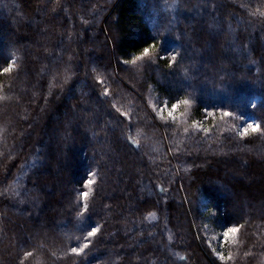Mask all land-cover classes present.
Returning <instances> with one entry per match:
<instances>
[{
	"label": "trees",
	"instance_id": "16d2710c",
	"mask_svg": "<svg viewBox=\"0 0 264 264\" xmlns=\"http://www.w3.org/2000/svg\"><path fill=\"white\" fill-rule=\"evenodd\" d=\"M262 169L264 0H0V264H264Z\"/></svg>",
	"mask_w": 264,
	"mask_h": 264
},
{
	"label": "rangeland",
	"instance_id": "374dc122",
	"mask_svg": "<svg viewBox=\"0 0 264 264\" xmlns=\"http://www.w3.org/2000/svg\"><path fill=\"white\" fill-rule=\"evenodd\" d=\"M36 1V0H35ZM39 3L38 2H36L35 3V5H38ZM10 6V8L11 9H13V10H15V13H16V16H20L21 14H20V11L19 10H17V8H16V6H14L13 4H9ZM209 5V4H208ZM211 6V5H210ZM52 10V9H51ZM46 13L47 12H45L44 14H43V16H45L46 15ZM42 15V14H41ZM241 27L238 25L237 26V29H240ZM251 30V29H250ZM70 33L68 32V35H69ZM92 35H94L95 33H91ZM79 35V34H78ZM71 36L73 37L74 35L71 33ZM9 38H10V40H12L13 39V36H8ZM38 46V45H37ZM37 46H34V45H24L23 46V48L24 49H27V50H36V48H37ZM99 48L100 47H98L97 45L96 46H94L93 48H87L88 49V51H93V52H95V53H98V51H99ZM64 49L65 48H63L62 49V51H64ZM7 51L8 50H5V49H3L1 52L2 53H7ZM62 55H63V52H61V53H59L58 54V56L56 55L55 57H51L52 59H51V62L52 63H55V62H57L58 61V59L60 58V57H62ZM59 57V58H58ZM41 75H43V73H41ZM40 79H38V78H36V85H34V87L35 88H37V83H38V81H39ZM73 104H75V102L72 100V99H70L69 100V106L71 107ZM92 111L93 112H96L97 111V109H96V107H93L92 108ZM101 111L103 112V113H105L106 112V108L105 107H103L102 106V109H101ZM43 114H41V116H42ZM105 116L103 117V120H104V124L101 126V129H104L105 127H112V128H115V126H117V127H119V123H118V121H116L115 119H113L112 117H109V115L108 114H104ZM126 116V115H125ZM123 120H128V118L127 119H125V118H123ZM125 124H126V122H125ZM49 136H53L54 138H56L58 141H62V137H61V134H51L50 133V135ZM60 148H61V146H60ZM263 170V178H264V169H262ZM138 172H137V174H136V179H139L140 178V176H141V174L143 173V171L141 170V169H139V170H137ZM232 171L233 170H231V171H229V172H231L232 173ZM236 173H232V174H230L231 176H233V178H238V179H240L241 181H242V183H244L245 185H252L253 184V182L255 183V181L257 182L258 180H259V178H257V179H255L254 177L252 178L251 176H247L245 173H244V171L243 170H240L239 171V173H238V175H235ZM218 178L220 179V181H225L227 178L226 177H222V175L220 174V176H218ZM223 184H224V182H223ZM249 187V186H248ZM149 190H148V188H147V186L145 187V185L144 186H141V187H139V193H141V194H145V195H147V194H149V192H148ZM232 194L231 193H228L227 194V197H230ZM165 217H166V211H162L161 212V219L165 222L166 220H165ZM168 244H169V242H167ZM217 254V257H218V255H219V253H216ZM170 255H171V253H170Z\"/></svg>",
	"mask_w": 264,
	"mask_h": 264
},
{
	"label": "snow or ice",
	"instance_id": "6c2138e0",
	"mask_svg": "<svg viewBox=\"0 0 264 264\" xmlns=\"http://www.w3.org/2000/svg\"><path fill=\"white\" fill-rule=\"evenodd\" d=\"M154 47V46H153ZM145 53L148 52V49L146 48ZM8 69H6L5 71H7ZM185 103H187V101H185ZM173 107H176L175 105H173ZM227 114V113H226ZM260 126L259 125H253V124H248L247 127L244 129V132L247 133L248 131H252V132H257L259 131ZM89 183H92L91 181H89ZM83 197L87 198V193H82L81 194ZM96 229H93L92 231L89 232V236H94L96 234ZM238 232V228L236 227H231L229 229H227V231L225 232V236H228L230 233H236ZM73 252H76L77 249L73 248L72 249Z\"/></svg>",
	"mask_w": 264,
	"mask_h": 264
}]
</instances>
